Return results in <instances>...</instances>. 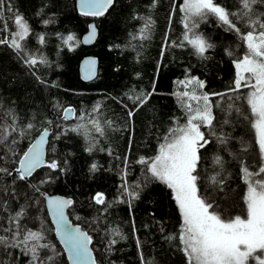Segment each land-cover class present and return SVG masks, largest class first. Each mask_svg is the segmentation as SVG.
<instances>
[{
  "label": "trees",
  "instance_id": "trees-1",
  "mask_svg": "<svg viewBox=\"0 0 264 264\" xmlns=\"http://www.w3.org/2000/svg\"><path fill=\"white\" fill-rule=\"evenodd\" d=\"M181 1L116 0L99 21L95 43L68 51L62 46L64 38H77L86 31L89 20L77 12L75 0H0V40L9 41L0 43V137L4 129L10 133L0 143V163L10 141L29 139L46 125L57 128L58 106L83 108L88 117L105 124L107 134L91 144L69 133L55 143L52 140L49 152L54 150L59 167H41L29 179L19 178L18 157L10 165L2 163L7 172H0V236L6 240L0 243V264H29L32 252L23 254L22 249L34 244L48 245L37 247L40 263L68 264L43 199L33 189L38 184L44 191L73 198L69 214L90 233L97 264H142V257L145 264H187L179 240L182 217L173 191L162 182L148 183L128 203V193L134 192L132 181L148 176L147 166L138 161L158 153L155 143H160L178 113L171 88L172 80L180 76L205 80L212 103L223 105L212 122L214 134L201 124L208 143L199 150L198 194L222 217L245 213L243 169L255 173L264 164L247 95L241 92L244 88L231 91L234 61L242 58L246 45L240 34L209 14L202 19L203 31L196 34L212 43L213 49L198 55L184 40ZM216 3L230 13L242 11L241 0ZM17 14L30 26L19 52L10 46ZM251 17L264 21V2L258 0L252 6ZM232 19L241 33L249 30L247 17ZM149 20L152 23L142 32ZM5 23L8 30H4ZM88 53L100 60V74L92 82L82 81L78 72L80 57ZM30 58L37 63H27ZM149 93L147 102L135 109L139 101L134 103L129 97ZM130 110L134 112L131 117ZM97 193H103V204L96 203ZM114 229L121 235H115ZM29 232L41 233L43 239L25 243ZM113 239L117 242L110 245Z\"/></svg>",
  "mask_w": 264,
  "mask_h": 264
},
{
  "label": "snow or ice",
  "instance_id": "snow-or-ice-1",
  "mask_svg": "<svg viewBox=\"0 0 264 264\" xmlns=\"http://www.w3.org/2000/svg\"><path fill=\"white\" fill-rule=\"evenodd\" d=\"M113 2L114 0H80V11L85 16H102ZM257 2L258 0H241L242 11L236 14L227 11L217 4L216 0H184L181 11L184 13L183 23L186 29L184 40L188 41L200 56H204L212 45L193 31L198 27L195 19L197 17L202 20L209 14L214 15L229 29L240 34V38L245 42V54L241 59L234 61L237 71L231 91H239L241 88L249 89L246 101L251 112V126L255 130L261 158L264 159V21L259 18L253 20L251 17L252 6ZM153 6L155 5L153 4ZM236 15L248 18L249 30L247 32L241 33L240 28L234 23L232 17ZM0 19H2V13H0ZM151 23L149 20L142 32L146 31ZM14 24L16 31L11 34L10 46L19 52L23 50L21 42L29 35L30 26L19 14L15 16ZM91 27L92 31L86 38L87 41L92 40L95 36V25ZM4 30H8L6 23ZM141 38L146 39L147 36L142 35ZM43 40L44 38L41 36L40 42L43 43ZM73 40L75 37L69 35L64 38V43L71 47L69 42ZM6 42L9 41L0 40V43ZM26 62L34 65L37 60L30 58ZM40 62L45 61L41 60ZM94 65L95 61L93 60L85 63L86 79L91 78L94 74ZM179 83L185 88L193 84L199 88L204 87L203 81L196 78ZM149 95L151 93L145 95L143 99L137 96L133 102L140 101L142 105L147 101ZM177 95L188 113L187 123L179 125L177 122V126L169 129L164 136V142L159 145L158 154L150 160L142 157L138 162L145 164L151 176L165 184L174 193V199L182 217L179 235L181 251L187 259V264H264V164L255 173L249 172L247 167L243 169L247 185L244 197L246 210L243 215L222 217L217 211H210L213 208L212 203L198 194L197 180L199 176L196 174L200 161L199 150L208 143L204 133L200 130L201 124L211 130L214 119L209 94L203 93L197 96L193 89L191 92L183 91ZM213 95L223 94L213 93ZM201 100L203 101L202 106L200 105ZM193 101L197 104L196 108H193ZM72 111V109H65L64 116L67 117ZM128 114L131 117L134 112L130 110ZM92 124L96 132L100 135L104 134L99 121L94 120ZM27 127L32 128L33 125L28 124ZM13 131H15L14 128ZM9 134L7 129H4L0 143L7 139ZM210 134L214 133L210 131ZM48 136L49 130L43 129L37 143L29 147L23 154V158L19 160V168L16 171L20 179L27 178L35 169L45 163L43 145ZM215 162L219 164L220 158L217 157ZM47 166L52 169L59 167L55 161ZM92 168L96 169V165L93 164ZM0 172H7V169L0 167ZM211 180L216 182L215 177H212ZM128 195L135 198L138 194L129 192ZM94 199L96 203L103 204V193H97ZM71 203L72 201L61 198L48 199L49 208L57 225V233L69 252L72 264H96L92 250L89 248L92 238L78 227L73 228L67 221L65 208ZM113 231L115 235H121L118 229ZM121 238L123 237L121 236ZM40 239H43L41 233L29 232L24 242ZM5 240V237L0 236V243ZM116 242L113 239L110 241V245ZM37 247H48V245L34 244L32 246L30 251L34 261L38 259Z\"/></svg>",
  "mask_w": 264,
  "mask_h": 264
},
{
  "label": "bare ground",
  "instance_id": "bare-ground-1",
  "mask_svg": "<svg viewBox=\"0 0 264 264\" xmlns=\"http://www.w3.org/2000/svg\"><path fill=\"white\" fill-rule=\"evenodd\" d=\"M115 3H116V0H114L113 4L107 9V11H106L107 13L111 10V8L115 5ZM183 3H184V0H182L181 3H179V11H181V8L183 6ZM75 5H76V10L78 12L76 0H75ZM106 14H104L102 16H95V17H92L91 19L89 18L88 23H87L86 31L83 32V33H81L77 38H75V40L69 42L72 46L69 47V45L68 44H65L64 42L62 43V46H64V48L68 49V51H74V50H77L82 45L83 46H90V45H92V44H85L86 43L85 42V35L89 32V29H90V25L91 24H94L95 25V28L98 30V34H99V31H100L99 30V21ZM211 21L215 22V19H212ZM196 22L198 23V27L194 28L193 31L195 33L196 32L199 33V32H201V30L203 31V25L199 21H196ZM211 45H212V43H211ZM171 46H173V44H171ZM212 49L213 48H211V50ZM163 50H164V48H163ZM85 57H89L91 59L92 58H97L98 59L97 67H96V69L94 68V75H93V77L91 76V78H88V79L85 78V72L83 71V70H85V63L82 64V61H83V59ZM78 72H79V78L82 81H84V82H92L95 79H97L98 75L100 74V60H99V57L97 55L93 54V53H88V54L82 55L80 57L79 64H78ZM235 77H236V71H235V76L233 77V81H232V85L233 86H234ZM188 79H190V78H187L185 76L184 77L183 76H180V77L174 78L172 80L171 95H172V97H173V99H174V101H175V103L177 105L178 113L175 114L172 117V120L169 123V125L167 127V130L165 131V135L168 133L169 129L174 128V127L177 126V122L179 123V125H183V124L187 123L188 113H187V111H186V109L184 107V104L181 102L179 96L177 95V93L186 91L184 85L180 84L179 82L180 81H186ZM196 79H198L200 81H203L204 87L203 88H199L197 85L193 84V85H191L190 87L187 88V91H192V88H194L196 90L197 96H200L203 93H207L205 91L206 81L203 80V79H200L199 77H196ZM153 90H154V86L152 87L151 92ZM207 94H209L210 103H211V94L210 93H207ZM137 96H139V94L132 95L131 99L134 100V98L137 97ZM140 97H141V99H143L142 96H140ZM129 99H130V97H129ZM185 101H187L186 98H185ZM201 102L203 104V101L202 100H201ZM145 103H143L141 105V103L139 101L136 104L135 109L139 108L140 106H143ZM97 104L98 103H96L94 105L95 108H96V110H97V107H98ZM192 105H193V108H196L195 106H197L196 102L195 103H192ZM211 106H212V115L214 117V119H213L212 122L215 123V120L217 119V112H218V115H220V112H221V109H222L223 105L220 104V103H217V102L216 103L213 102ZM57 109H58L59 114H60L59 115V118L56 121L57 128L51 127L49 125H46L43 128L37 129V131L35 133H33V135L31 137H29V139L28 138H25V137H22V138H19V139H15L13 141H10V144L7 147H5L4 150H3V152H2V156L4 158L3 162H4L5 165L6 164L7 165H10L11 164L10 162L12 161V158L18 157L19 160L22 159L23 158V154L28 150L29 147H31L35 143V141L41 135L43 129H45V128H47L49 130V136L46 138L47 139V144H46V147H47V150H46V162H47V164L44 165V166H47L52 161H55V162L57 161V157L55 155L54 150L52 149L51 152H49V147H50V144L52 143V140L55 143L61 136L67 135V133H69L71 135L79 136L83 140L88 141V144H91L92 141H94L96 138L100 137V139H101V138H103L104 136L107 135L106 134V130H105L106 129L105 124L102 121L99 122V123H100V126L104 130V134L103 135H100L98 132H96L94 130L92 121H94L95 119L93 117H90V116L88 117V115L85 114V112L83 113L82 112V109L83 108H77L73 104H66L63 107L62 106H60V107L58 106ZM65 109H72L73 110L69 114V117L68 116L67 117L64 116V110ZM74 129H76V130H74ZM65 130L66 131L69 130V131L68 132H65ZM212 132H213V129H212ZM164 136H163V139H161L160 143H159V141H157L155 143V146L154 147H159V145L164 142ZM132 137H133V132L130 134V140H129V146L128 147L131 146ZM56 146L58 147L59 144L56 143ZM157 154H154L150 158L149 157H146L145 155L144 156H141V158L143 157V158H145L147 160H150L151 158L155 157ZM5 159H7V161ZM3 162L0 163V167L3 166V164H2ZM17 162H18L17 168H19V161H17ZM126 169L128 170L127 166H126V168L124 170V172L127 173L128 171H126ZM147 173H148V176L145 177L144 180H142V178H139V179L137 178V180H133L132 181V186L134 188V193H137L138 195L135 198L128 197V203L129 204L132 203V200L138 198V196L140 194V191L145 187V184L155 183V182H157V183L159 182L160 183V181L156 180L155 178H153L151 176V174L148 172V170H147ZM125 178H127V177H125ZM41 181H46V180L43 179ZM127 182L130 183L129 181H127ZM127 182L125 183V185L128 184ZM33 189L36 190V192H38L39 195L42 197L43 202H44V207H45L46 213H47V215L49 217V220H50L51 225L53 226V222H52V219H51V216H50V213H49V209H48V205H47V198L49 196L58 195V194L66 197L69 200L71 199L72 202H73V198L70 197L69 195H65V194H61V193H53V192L44 191L39 184L38 185H33ZM121 201L123 202V200H121ZM71 204L69 205V208H70ZM69 208H68V214H69ZM69 216H70V214H69ZM70 218H71V216H70ZM53 228H54V226H53ZM83 229H85V228L83 227ZM87 233L90 235V233L88 231H87ZM61 247L63 248L62 245H61ZM30 249H31L30 246H29V249H27L26 247H24L22 249L23 254H27L28 253V250H29V252H31ZM65 257H66L67 263L70 264L68 257L67 256H65ZM29 264H42V263H40L39 260L37 259L35 261L32 260ZM142 264H145L143 257H142Z\"/></svg>",
  "mask_w": 264,
  "mask_h": 264
},
{
  "label": "water",
  "instance_id": "water-1",
  "mask_svg": "<svg viewBox=\"0 0 264 264\" xmlns=\"http://www.w3.org/2000/svg\"><path fill=\"white\" fill-rule=\"evenodd\" d=\"M76 3H77V9H78V13L79 14H81V15H83L82 13H81V11H80V0H76ZM107 13V12H106ZM106 13H104V14H106ZM85 16V15H84ZM88 18H92V17H95V16H87ZM92 25H94V24H91L90 25V29H89V32L85 35V44H93V43H95V41L97 40V38H98V30L95 28V36H94V38L92 39V40H90V41H87L86 40V38L91 34V31H92ZM90 60H93V61H95V65H94V68L96 69V67H97V64H98V59L97 58H89V57H85L84 59H83V61H82V64H84V63H86L87 61H90ZM84 71V70H83ZM85 72V71H84ZM83 72V73H84ZM94 75V74H93ZM93 75H92V77H93ZM68 117H69V115H68ZM39 138H40V136L37 138V140L35 141V143H37V141L39 140ZM34 143V144H35ZM46 144H47V139H46V143L43 145V149H44V161H45V163L42 165V166H40V167H38L37 169H35V171L30 175V176H28L27 178H30V177H32L33 175H34V173L38 170V169H40L41 167H43L44 165H46L47 164V162H46V150H47V147H46ZM26 178V179H27ZM49 198H61V199H66V200H69V199H67L66 197H64V196H62V195H53V196H49L48 198H47V205H48V199ZM70 201H71V199H70ZM68 208H69V206H67L66 208H65V216H66V218H67V221H68V223L73 227V228H79V229H81L82 231H84V232H86L87 233V231L85 230V229H83V227H82V225L81 224H79V223H76V222H74L71 218H70V216H69V214H68ZM48 209H49V213H50V216H51V219H52V222H53V226H54V229H55V235H56V237H57V239H58V241H59V243L63 246V249H64V252H65V255L68 257V259H69V252L66 250V247H65V244L63 243V241L61 240V238H60V236L58 235V233H57V225H56V222H55V219H54V216H53V213H52V211H51V209L49 208V205H48ZM88 234V233H87ZM89 235V234H88ZM90 236V235H89ZM91 237V236H90ZM89 248L92 250V255H93V257L95 258V261H96V264H97V260H96V256H95V252H94V250H93V247H92V240H91V243H90V245H89ZM69 262H70V264H72V261L69 259Z\"/></svg>",
  "mask_w": 264,
  "mask_h": 264
},
{
  "label": "rangeland",
  "instance_id": "rangeland-1",
  "mask_svg": "<svg viewBox=\"0 0 264 264\" xmlns=\"http://www.w3.org/2000/svg\"><path fill=\"white\" fill-rule=\"evenodd\" d=\"M183 7V6H182ZM197 19H198V21L199 22H201V23H203V20H201V19H199L198 17H197ZM197 21V20H196ZM237 71V70H236ZM186 89V91H187V88H185ZM194 88H192V90H193ZM189 92H191V91H189ZM196 92V91H195ZM241 92H243V94H245V95H247V93L249 92V89H247V88H244ZM197 95V94H196ZM194 103H195V101H194ZM202 104V102H200V105ZM203 105V104H202ZM201 105V106H202ZM211 105H212V100H211ZM195 107H197V106H195ZM186 124V123H185ZM184 125V124H183ZM201 130V129H200ZM202 131V130H201ZM196 174H198L197 172H196ZM211 211V210H210Z\"/></svg>",
  "mask_w": 264,
  "mask_h": 264
}]
</instances>
